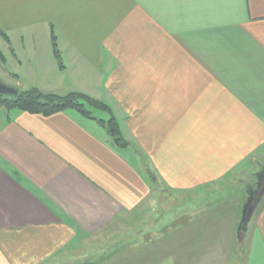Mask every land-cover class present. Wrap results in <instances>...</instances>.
Segmentation results:
<instances>
[{
    "label": "crops",
    "instance_id": "0c3cea01",
    "mask_svg": "<svg viewBox=\"0 0 264 264\" xmlns=\"http://www.w3.org/2000/svg\"><path fill=\"white\" fill-rule=\"evenodd\" d=\"M3 46L112 112L0 106V264H264V0H0ZM158 181L183 199L163 245L118 235Z\"/></svg>",
    "mask_w": 264,
    "mask_h": 264
},
{
    "label": "rangeland",
    "instance_id": "374dc122",
    "mask_svg": "<svg viewBox=\"0 0 264 264\" xmlns=\"http://www.w3.org/2000/svg\"><path fill=\"white\" fill-rule=\"evenodd\" d=\"M48 39L46 42L44 38L41 37V45L43 48L47 46ZM15 48H20V45L14 46ZM3 51V54L6 57V62L0 61V80L1 82H9L11 78L9 73L17 74L20 82H22L21 89L29 91L32 88H38L40 91H44V93L50 92L52 90V85L55 83V78L60 76V72L56 70H52L49 73L46 71L45 67L38 63V55L36 60L32 58V55L29 54H20L19 59H21L20 63L17 59H14L13 54L9 51L5 46L0 47ZM43 64V61H42ZM17 67V70H15ZM15 70V71H14ZM6 85V84H5ZM10 88L9 85H6ZM15 89V88H14ZM19 90V89H18ZM14 111V110H13ZM74 111V110H71ZM94 114L98 118H102L101 112L94 111ZM263 163V162H261ZM255 164V163H254ZM254 165H251L249 168H253ZM262 173V169L258 166H255L252 170V174L260 175ZM157 185V186H155ZM180 200L183 201L182 197L177 196L167 189L161 182H157V184L152 185V194L151 197L146 203L143 205V211H140L136 214H128L125 216V225L122 227V230L119 231L118 234L121 237L132 236V233H137V236H140V239H144L146 242L156 241L153 244L162 246L164 240H161L160 231L164 228L167 230L164 239L168 232H170L169 228L175 222L174 219L178 216L175 213L178 211V208H181L183 203L177 205ZM202 200V199H201ZM200 200V201H201ZM197 205V204H196ZM136 227L133 229L132 227ZM162 227V229H160ZM155 228V229H154ZM157 229H159L157 231ZM241 235V234H240ZM246 235V232H245ZM242 237H244V233H242ZM135 238V237H134ZM131 239V238H130ZM138 240L137 238H135ZM132 240V239H131ZM152 247L151 244H147V249ZM159 248V246H158ZM137 255V254H136ZM246 255V252H245ZM143 256H139L137 258L142 259ZM245 259V257H243ZM238 262H232L231 264H237ZM243 264V263H239Z\"/></svg>",
    "mask_w": 264,
    "mask_h": 264
},
{
    "label": "trees",
    "instance_id": "16d2710c",
    "mask_svg": "<svg viewBox=\"0 0 264 264\" xmlns=\"http://www.w3.org/2000/svg\"><path fill=\"white\" fill-rule=\"evenodd\" d=\"M0 59L5 61L1 51ZM0 106L6 110L17 109L46 117L68 110H75L88 118L95 119L88 107L112 112L106 103L83 93L71 92L67 95H59L56 93H44L36 88L25 92L19 90L17 97L0 95ZM99 122L103 127H106L116 145H128L122 137L120 126L114 117L107 122L102 120H99Z\"/></svg>",
    "mask_w": 264,
    "mask_h": 264
},
{
    "label": "water",
    "instance_id": "95a60500",
    "mask_svg": "<svg viewBox=\"0 0 264 264\" xmlns=\"http://www.w3.org/2000/svg\"><path fill=\"white\" fill-rule=\"evenodd\" d=\"M0 95H3V96H13V97H17L19 95V90L18 89H14V88H10L6 85H4L3 83L0 82ZM261 177L262 175L260 174V178H259V182H258V188L260 186V181H261ZM264 193V189L261 193V195H263ZM255 194H256V190L254 188L251 187V192H250V197L248 199V203L247 205L245 206L244 210H243V214H242V222H241V225H240V228L239 230L241 231L242 229L245 230L246 229V226L247 224L249 223L254 211H255V208L253 206V204L255 202H257L255 200Z\"/></svg>",
    "mask_w": 264,
    "mask_h": 264
},
{
    "label": "flooded vegetation",
    "instance_id": "af4514ba",
    "mask_svg": "<svg viewBox=\"0 0 264 264\" xmlns=\"http://www.w3.org/2000/svg\"><path fill=\"white\" fill-rule=\"evenodd\" d=\"M263 186H264V175H263V177H262V182H261V184H260V188H259V190L262 189ZM256 187H257V186H256ZM256 201H258V198H257Z\"/></svg>",
    "mask_w": 264,
    "mask_h": 264
}]
</instances>
